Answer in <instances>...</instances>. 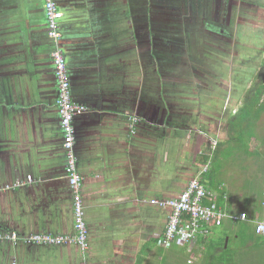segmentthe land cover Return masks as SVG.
Here are the masks:
<instances>
[{"label":"crops","instance_id":"obj_1","mask_svg":"<svg viewBox=\"0 0 264 264\" xmlns=\"http://www.w3.org/2000/svg\"><path fill=\"white\" fill-rule=\"evenodd\" d=\"M55 1L71 95L86 106L73 126L88 246L22 239L74 235L73 191L43 0H0V232L20 238L0 240V264H217L228 244L230 263L264 264V233L255 230L264 222V109L252 115L243 155L230 136L239 97L227 112L218 109L199 91L210 84L192 76L198 64L216 65L217 54L232 53V11L249 2ZM132 116L139 118L134 125ZM197 176L225 213L248 218L225 217L207 235L166 247L170 209L153 199L178 197ZM247 249L246 260L240 253Z\"/></svg>","mask_w":264,"mask_h":264},{"label":"built area","instance_id":"obj_2","mask_svg":"<svg viewBox=\"0 0 264 264\" xmlns=\"http://www.w3.org/2000/svg\"><path fill=\"white\" fill-rule=\"evenodd\" d=\"M44 14L48 26V35L55 42L52 52L54 72L57 83L56 107L60 119V131L62 143L66 155V172L73 191V215L74 235H51L45 233H33L22 238L23 241L39 245H65L75 244L81 249L87 248V229L84 219V209L80 194L81 181L77 173L76 156L74 152L75 129L73 119L86 110V106L73 100L70 90V80L64 53L59 45L61 31L59 26L62 11L55 0H43ZM132 125L138 122L137 116L130 117ZM31 178V176H29ZM159 205L170 209L163 234V245L169 247L173 243H191L199 235L209 233V225L221 224L225 217L233 222L245 220L246 212L237 214L225 213L215 202L214 194L201 183L197 176L190 180L178 197L165 200H155ZM257 233H264V222L257 221L255 225ZM20 238L16 232H0V240L18 241Z\"/></svg>","mask_w":264,"mask_h":264},{"label":"rangeland","instance_id":"obj_3","mask_svg":"<svg viewBox=\"0 0 264 264\" xmlns=\"http://www.w3.org/2000/svg\"><path fill=\"white\" fill-rule=\"evenodd\" d=\"M247 1L251 4H247L245 8L242 7L241 13H238L237 9L235 8H233L232 11V53L228 56L226 54L225 56L217 54V56H215V62L218 64H198L201 70H197V68L196 70L192 71V76L198 75L200 79L210 84V86L206 87L205 89L203 87H199V91L201 93L209 94L212 102H214L216 106L224 109L225 112L230 110L232 98L236 99L239 97L233 103V106L235 105L234 107L238 108L242 105L241 108L244 110V112L248 113V118H246L247 122L246 124H243L242 127H240V122L242 121L240 119L245 118V116L242 115V117L233 118L232 124L230 125V136L234 141L236 140L237 148L244 150L243 155H245L247 145L249 144L248 139H251V135L256 125L254 122L256 119L257 105H260V103L257 102L244 103L247 102L255 93V90L262 81L261 76L264 70V64L262 63L264 58V0ZM212 56L213 55L209 56V58L213 59ZM219 57L225 58V61ZM228 57H231V60H229ZM240 60H245L247 62L249 61V65H241L242 67L239 68ZM212 65L216 67L213 68ZM241 73L244 74L241 75ZM244 75H246V77H244ZM188 76L189 75H183L184 81H189ZM217 82H220V84H217ZM239 82L242 83L239 84ZM235 83L239 85L234 87L233 85H235ZM230 86L232 87V90ZM228 90H230V92ZM225 97L227 102L222 101V99ZM253 114H255V117H252ZM219 130L220 128L217 130V132ZM225 134L226 132L223 131L221 138H223ZM217 136L220 137V133ZM238 138H242L243 141H239ZM217 141H220L218 145L219 150L221 144H223L224 141L223 139H218ZM219 152L220 150L218 153ZM222 153L223 152L217 154V156H223ZM237 155H239V153H237L234 157ZM237 159H239V157ZM233 160L234 159H232V161ZM211 166H213V162ZM223 166L224 164L222 166L216 165L215 170L217 175H219L220 172H224ZM253 168L254 167H252L250 170Z\"/></svg>","mask_w":264,"mask_h":264},{"label":"trees","instance_id":"obj_4","mask_svg":"<svg viewBox=\"0 0 264 264\" xmlns=\"http://www.w3.org/2000/svg\"><path fill=\"white\" fill-rule=\"evenodd\" d=\"M262 63L264 64V58L262 60ZM240 65H243V66H248L249 65V61H245V60H240ZM241 74H244V73H241ZM261 83L259 84V86L257 87V89L255 90V93L250 97L249 101L246 102V103H250V102H257V103H260V105H257V109H260V110H263L264 109V70H263V73H262V76H261ZM262 100V101H261ZM244 103V104H246ZM243 104V105H244ZM221 108V107H218V109ZM242 115L245 116V118L247 117L248 118V113L244 112V110L241 108L240 111L237 113L236 118H239V117H242ZM233 117V118H234ZM242 120V119H240ZM201 183L203 185L204 184V180H201ZM220 197H222V194H220ZM248 218V217H247ZM245 229H248V225L246 224V222H244L241 227H240V230H238V234H239V237L241 238L243 235L241 234V231L245 232ZM249 238H251V235L249 236ZM254 238V237H253ZM259 238V236L257 237V239ZM249 241H246L245 238L242 239V243H240L242 246H247ZM238 243V244H239ZM237 244V245H238ZM239 244V245H240ZM240 245V246H241ZM249 247L251 249H255L256 246L253 245V244H250ZM224 248V247H223ZM229 250H231V248L229 247V244L222 250L223 253H220V255L217 257V264H233L232 262L230 263V259L233 258V255L231 252H229ZM264 255V253H263ZM240 257L241 258H245L246 260L249 258L250 259V255H249V252H248V249L247 251H244V252H241L240 253ZM249 264H257V262H253V263H249Z\"/></svg>","mask_w":264,"mask_h":264},{"label":"flooded vegetation","instance_id":"obj_5","mask_svg":"<svg viewBox=\"0 0 264 264\" xmlns=\"http://www.w3.org/2000/svg\"><path fill=\"white\" fill-rule=\"evenodd\" d=\"M249 4H251L250 2H249ZM242 66L241 65H239V68H241ZM244 72V71H243ZM242 75V74H241Z\"/></svg>","mask_w":264,"mask_h":264}]
</instances>
